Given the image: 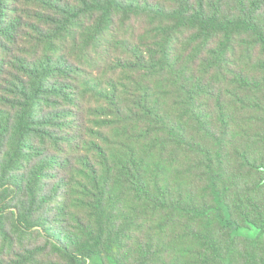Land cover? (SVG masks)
I'll list each match as a JSON object with an SVG mask.
<instances>
[{
  "label": "trees",
  "instance_id": "16d2710c",
  "mask_svg": "<svg viewBox=\"0 0 264 264\" xmlns=\"http://www.w3.org/2000/svg\"><path fill=\"white\" fill-rule=\"evenodd\" d=\"M0 264H264V0H0Z\"/></svg>",
  "mask_w": 264,
  "mask_h": 264
},
{
  "label": "rangeland",
  "instance_id": "374dc122",
  "mask_svg": "<svg viewBox=\"0 0 264 264\" xmlns=\"http://www.w3.org/2000/svg\"><path fill=\"white\" fill-rule=\"evenodd\" d=\"M254 235V233H252Z\"/></svg>",
  "mask_w": 264,
  "mask_h": 264
}]
</instances>
